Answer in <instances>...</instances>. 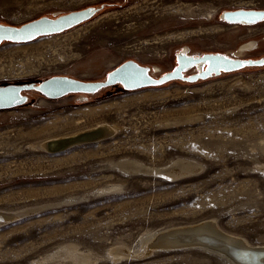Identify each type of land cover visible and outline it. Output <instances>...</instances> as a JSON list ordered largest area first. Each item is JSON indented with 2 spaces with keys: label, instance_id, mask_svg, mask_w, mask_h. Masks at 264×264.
Instances as JSON below:
<instances>
[{
  "label": "rangeland",
  "instance_id": "rangeland-1",
  "mask_svg": "<svg viewBox=\"0 0 264 264\" xmlns=\"http://www.w3.org/2000/svg\"><path fill=\"white\" fill-rule=\"evenodd\" d=\"M101 4L61 33L3 42L0 85L57 74L102 80L127 59L158 76L182 49L264 57V20L219 17L264 9V0H0V22ZM24 94V104L0 109V212L12 215L0 221V264H233L198 246L143 250L141 239L158 230L210 219L264 245V66L136 90ZM99 121L115 131L96 143L56 154L39 144ZM187 162L190 171L168 175Z\"/></svg>",
  "mask_w": 264,
  "mask_h": 264
},
{
  "label": "water",
  "instance_id": "water-1",
  "mask_svg": "<svg viewBox=\"0 0 264 264\" xmlns=\"http://www.w3.org/2000/svg\"><path fill=\"white\" fill-rule=\"evenodd\" d=\"M104 7L89 5L80 9L70 10L55 16L41 15L20 24L0 22V45L3 42L26 43L41 36L61 33L98 14ZM220 19L229 24H255L264 20V9L236 8L223 10ZM264 66V57L242 58L229 56L219 52H205L200 55L188 54L184 49L175 55V65L169 71L154 76L149 67L136 60L127 59L106 73L102 80H83L68 75H52L39 82L8 83L0 85V109H9L22 105L27 101V91L35 90L48 99H57L71 93L94 94L104 87L119 83L126 90H136L150 86H161L176 80L194 83L222 73ZM192 67L196 72L186 74ZM118 75H114L117 74ZM99 128L89 132H82L75 136L61 138L54 141V147L49 150L59 151L79 141H87L88 137H101ZM52 144L48 142L47 146ZM178 247V246H177ZM255 253L257 250H254ZM235 250L232 252L234 255ZM254 260L253 264H264Z\"/></svg>",
  "mask_w": 264,
  "mask_h": 264
},
{
  "label": "bare ground",
  "instance_id": "bare-ground-1",
  "mask_svg": "<svg viewBox=\"0 0 264 264\" xmlns=\"http://www.w3.org/2000/svg\"><path fill=\"white\" fill-rule=\"evenodd\" d=\"M209 12L210 11H208V14H209ZM254 45H255V43L251 41V42H247V43L242 44L238 49H239V51H242L244 49L253 48ZM27 101H28V99H27ZM99 127H100V129H99L98 133L103 134V132H104V134L99 138L97 136L96 137H93V136L90 137V135H89V137H88L89 140H87V141L86 140L85 141H79V142L71 144L70 146L65 147L64 149L59 150V151L49 150L52 148H56V149L59 148V146L54 147V141L57 139L75 136L79 133L89 132V131H92V130L99 128ZM114 131H115L114 125L107 123L106 121H99V122H96L94 124L84 126L82 128H79V129H76V130H73L70 132H65V133L45 137L44 139H42L39 142V144L44 148V150L46 152H48L50 154H56V153H59L61 151H64L65 149L71 148V147L76 146V145L96 143L100 140L105 139L108 136H111L114 133ZM48 142H52V144H50L49 147L47 146ZM119 163H121V162H119ZM132 165L136 166L134 163H132ZM192 165L188 164V162H187V164L184 165V168H182L179 165L178 166L173 165L174 167H172L171 169L169 168L167 170V173L169 176H175V175H178L180 173L182 174V172H185L187 169L191 168L190 166H192ZM129 167H131V166H129ZM185 168H187V169L184 171L183 169H185ZM137 170H139V169H137ZM189 171H190V169H189ZM3 211L0 212V221H3L9 217L11 218L12 215H9L8 213H4ZM146 234L149 235V233H146ZM143 240H144V242H143L142 246H143V250L145 251V253H146V251H149L153 248H159V249L180 248L181 249V248H190V247L198 246V247L213 251V252H215V254L216 253L219 255L223 254L233 264H253L254 260H257L259 262V261H262V259L264 258V245H253V244L249 243L243 237H239L235 234L232 235V234L225 233V232H223V230H221L218 227V225L213 220L211 221V219L208 221H203V222L200 221V223L197 222V224L195 223V224H193V225L191 224L189 226L182 225V226H176V227H170L167 229L158 230L156 233H154L152 235L150 234L147 237V239H141V242ZM70 246H72V245H70ZM70 248H72V252H73L74 246H72ZM126 250H127V248H126ZM234 250L236 253L233 255L232 252ZM254 250H257V252L255 253ZM73 253H76V252H73ZM73 253H72V256H74ZM127 253H129V252L127 251ZM85 256L86 255H84V254L78 255V257L80 259H83ZM81 261H84V259ZM81 261H79V262H81Z\"/></svg>",
  "mask_w": 264,
  "mask_h": 264
},
{
  "label": "snow or ice",
  "instance_id": "snow-or-ice-1",
  "mask_svg": "<svg viewBox=\"0 0 264 264\" xmlns=\"http://www.w3.org/2000/svg\"><path fill=\"white\" fill-rule=\"evenodd\" d=\"M119 73H117V74H114V75H118Z\"/></svg>",
  "mask_w": 264,
  "mask_h": 264
},
{
  "label": "flooded vegetation",
  "instance_id": "flooded-vegetation-1",
  "mask_svg": "<svg viewBox=\"0 0 264 264\" xmlns=\"http://www.w3.org/2000/svg\"><path fill=\"white\" fill-rule=\"evenodd\" d=\"M95 7H97V6H95Z\"/></svg>",
  "mask_w": 264,
  "mask_h": 264
}]
</instances>
